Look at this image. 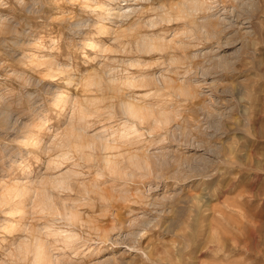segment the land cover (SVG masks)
<instances>
[{"label":"rangeland","instance_id":"rangeland-1","mask_svg":"<svg viewBox=\"0 0 264 264\" xmlns=\"http://www.w3.org/2000/svg\"><path fill=\"white\" fill-rule=\"evenodd\" d=\"M195 1L0 0V264H264V0Z\"/></svg>","mask_w":264,"mask_h":264},{"label":"bare ground","instance_id":"bare-ground-1","mask_svg":"<svg viewBox=\"0 0 264 264\" xmlns=\"http://www.w3.org/2000/svg\"><path fill=\"white\" fill-rule=\"evenodd\" d=\"M195 1V0H194ZM190 2V1H189ZM196 2L197 1H195V4H196ZM194 5V4H193ZM193 5H192V3L190 4V3H188V2H183V3H180V4H177L176 5V9H177V11H178V13L179 14H182V16H183V14H186V15H192V14H195V13H193V10H194V8H193ZM197 5H200V4H198L197 3ZM197 5H196V8H197ZM202 7H203V5H201ZM205 7V6H204ZM195 8V9H196ZM198 8H200L199 6H198ZM114 9V8H113ZM121 8L119 7V10H118V14H119V12L121 11L120 10ZM176 11V12H177ZM195 12V11H194ZM172 13V12H171ZM174 14V13H173ZM171 15V14H170ZM185 15V16H186ZM168 16L169 15H167V14H162V17L163 18H165V20L168 18ZM170 17V16H169ZM173 17H174V15H173ZM191 18V17H190ZM170 19V18H169ZM194 23V22H193ZM139 40V39H138ZM158 42V41H157ZM142 44H143V46L144 47H146V48H154V47H156L158 44H156L155 42H153V41H151V40H149V39H144V40H142ZM163 44V43H162ZM167 45V44H166ZM100 78V77H99ZM97 79V78H96ZM92 81H93V79H92ZM91 82V81H90ZM96 82L94 81V84H95ZM136 104V103H135ZM135 104H133L132 102H124L123 104H122V108H123V111L126 113V114H128L130 117H134V118H137V119H144L147 115L149 116V114H147L148 112H150L151 110H148V111H146V109H144L142 106H138V105H135ZM152 113V112H151ZM162 113V112H161ZM82 115V114H81ZM81 118H82V116H81ZM148 118V117H147ZM153 118V117H152ZM169 119L170 118H167V116H164V115H162V117H159V120H157L158 122H159V124L160 123H162V124H164V123H166V122H168L169 121ZM156 121V119H154V122ZM156 123V122H155ZM158 124V123H157ZM161 125V124H160ZM72 129V128H71ZM74 130H72L71 132H73ZM75 134V133H74ZM79 135V134H78ZM64 137V136H63ZM65 138V137H64ZM68 140V139H67ZM67 140H65L66 142H67ZM71 140V139H70ZM83 140V139H82ZM62 141V140H61ZM64 141V142H65ZM95 141L96 140H94V141H90V142H87V144H80V146L79 145H77V146H79V150L81 151V152H83L84 153V151H85V149H88V148H94V144H95ZM99 143V142H98ZM101 144L103 143V142H100ZM70 144H71V142H70ZM73 144V143H72ZM112 145V144H111ZM111 145H109V144H106V143H104V145L102 144V146H101V149H103V151H106V150H110V148L111 149H113V147H115L114 145L113 146H111ZM59 146H60V144H59ZM65 146V145H64ZM67 146H68V144H67ZM66 146V147H67ZM71 146V145H70ZM70 146H69V148H70ZM98 146V145H97ZM76 147V146H75ZM78 148V147H77ZM118 147L116 146V148L115 149H117ZM63 149V148H62ZM68 149V148H67ZM100 149V150H101ZM114 150V149H113ZM112 150V151H113ZM119 150V149H118ZM76 152V151H75ZM80 152V153H81ZM118 152H120V151H118ZM113 153V152H112ZM121 154V153H120ZM112 155V154H111ZM110 156V155H109ZM109 156H106L105 158H104V164L106 165V167H108L109 168V170L112 172V173H120V171L121 170H119V168L117 167L118 166V164H117V161L115 162L114 160H112V159H110V157ZM93 157H94V155H91L90 153L87 155V159L88 160H91V159H93ZM134 156H130V160H131V162L134 164V158H136L137 157V155H136V157H134ZM136 160V159H135ZM146 160V159H145ZM137 161H139V159H137ZM140 161H142V160H140ZM148 161V160H147ZM135 163H137V162H135ZM139 163V162H138ZM137 165V164H136ZM142 165H144V167L145 168H148V167H150V165L148 164V162H146L145 163V161L143 160V162H142ZM66 181V180H65ZM62 184H63V179H62ZM59 183H60V181H59ZM59 183H58V180H57V185H59ZM62 184H60V186H62ZM67 185V184H66ZM68 186V185H67ZM85 191V190H84ZM20 192V191H19ZM50 195V194H49ZM48 195V196H49ZM41 197V196H40ZM45 197H47V196H45ZM48 199H50V196L48 197ZM51 200V199H50ZM54 201V200H53ZM52 202V201H51ZM50 203V202H49ZM46 204H48V203H46ZM52 204V203H51ZM50 205V204H49ZM54 206V204L51 206V207H53ZM56 207V206H55ZM68 207V206H67ZM67 207H63L64 208V211H63V214L65 215V216H67L70 220L71 219H74V217H75V213L72 211V210H69ZM50 208V207H49ZM52 209V208H51ZM71 209V208H70ZM53 211V210H52ZM59 211H57V213H58ZM66 217V218H67ZM25 241V240H24ZM23 243V242H22ZM26 242H24V245H27L28 247H29V244H25ZM40 243V242H39ZM22 245V244H21ZM22 246L23 248L25 247V246ZM39 245V244H38ZM44 244H42V246H43ZM22 247H20V248H22ZM20 248H19V250H20ZM22 248V249H23ZM38 248H40V247H38ZM37 248V249H38ZM41 251V249L39 250L38 249V252H40ZM40 254V253H39ZM40 256V255H39Z\"/></svg>","mask_w":264,"mask_h":264}]
</instances>
